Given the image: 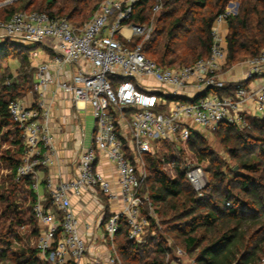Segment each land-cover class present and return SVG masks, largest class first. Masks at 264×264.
<instances>
[{
  "label": "built area",
  "instance_id": "1",
  "mask_svg": "<svg viewBox=\"0 0 264 264\" xmlns=\"http://www.w3.org/2000/svg\"><path fill=\"white\" fill-rule=\"evenodd\" d=\"M138 1L104 0L81 27L40 10H21L0 19V44L10 39L27 46L26 41L52 51L36 66L34 101L27 104L19 97L8 105L24 145L17 178L34 175L31 186L37 190L38 167L52 163L56 155L46 101L51 85L68 95L78 110L89 104L93 111L92 142L74 161L75 177L58 185L48 182V202L38 198L34 206L39 253L49 264H80L87 252L72 196L89 191L98 200L121 199V209L103 223L105 239L114 242L123 220L128 238L139 242L149 226L144 205L148 204L150 215L155 212L149 194L141 192L149 175L147 155L155 144L186 141L197 130L243 128L250 118L264 119V48L249 59L244 79L221 72L228 56L221 31L228 11L213 22L208 57L191 65L162 67L146 55L143 43L134 42L136 37L149 39L154 29V19L142 25L130 21ZM163 1L156 0L152 18L162 10ZM103 156L115 167L117 190L100 170ZM186 179L203 194L207 176L201 166L188 164ZM112 249L107 263H121L115 242ZM183 253L178 250V255Z\"/></svg>",
  "mask_w": 264,
  "mask_h": 264
},
{
  "label": "trees",
  "instance_id": "2",
  "mask_svg": "<svg viewBox=\"0 0 264 264\" xmlns=\"http://www.w3.org/2000/svg\"><path fill=\"white\" fill-rule=\"evenodd\" d=\"M69 1L73 3L74 0ZM102 1L104 0H98L94 6L93 14ZM179 1L181 0L163 1L162 10L154 17L153 32L150 38L143 42L146 55L154 59L147 52L151 53L157 59L154 60L162 67H172V64L177 60L184 62L190 54L195 56V61L208 57L211 51L213 22L219 14L225 12L223 3L215 13L211 12L209 16L203 17L195 28L190 20L191 15L194 14L192 8L183 14H177V8L171 7L173 2ZM259 1L263 5V9L247 8L242 15L228 16L227 61L229 63L238 61L240 53L254 57L264 48V0ZM188 2L196 9L205 8L209 4V0H188ZM155 3L156 0H139L134 6V13L130 21L141 25L147 21L150 22ZM54 4L55 0H48L47 9L40 11H45L54 17H66L72 22L73 14L79 10L75 6L68 16H62L59 15V12L52 10ZM8 9L10 10H7L4 16H0V19H8L21 10H39L34 8ZM72 23L78 27L84 25V22ZM134 39L136 40L138 37ZM135 40L134 42H136ZM16 45L22 46L10 39L3 41L0 44V56H4L2 58L5 59L9 57L12 54L11 49ZM0 73V128L14 126L16 133L21 137L18 142L20 150H22V158L14 165L15 171H17L23 161V137L20 128L10 117L8 105L13 99L26 95L33 89V85L25 91L24 84H19L16 80L5 84L2 72L0 71ZM9 78H12L11 74ZM20 87L21 90L24 89V94L18 91ZM221 92L226 93L227 91L222 90ZM220 129L225 141L234 145L230 148L234 156H238V149L250 153L248 156L239 158V167L244 172H240V170L224 171L218 157L206 146L204 138L200 136V133L194 132L184 143L195 164L211 174L205 192L201 196L198 195L186 179L188 164L181 167L175 161L176 159L171 160L168 157L167 161L174 163L172 169L175 174L172 176L162 168L161 161L150 154L147 155L149 175L141 192L149 194L155 215L160 213L157 205L173 201L172 206L176 212L172 216L174 224L171 229L178 235L184 236V246L188 253L196 251L195 264H263L264 136L254 133H256L255 131H259V133L264 131V119L250 118L248 125L244 128L236 125H222ZM33 176L30 174L17 179L32 185ZM148 181L154 182L150 188L146 187ZM31 191L35 203L38 197L36 191L32 189ZM143 210V214L149 219V226L145 233L149 228L159 230L156 218L149 214L148 204L144 205ZM110 215L111 213L107 212L104 221ZM35 217L37 219L36 214ZM121 225L117 237L121 235L126 239L125 243L121 245L120 252L127 264H173L172 262L176 260L172 247L167 245L162 234L151 238L150 242L144 244L130 240L127 235L128 228L123 224V220ZM199 230H203V232L198 234ZM153 241H156V244L153 245V255L144 254ZM37 252L39 249L32 251L30 263L49 264L45 260L38 261ZM0 255L2 260L8 258V252ZM167 255L170 258H167ZM27 262L26 259L23 263L27 264Z\"/></svg>",
  "mask_w": 264,
  "mask_h": 264
},
{
  "label": "rangeland",
  "instance_id": "3",
  "mask_svg": "<svg viewBox=\"0 0 264 264\" xmlns=\"http://www.w3.org/2000/svg\"><path fill=\"white\" fill-rule=\"evenodd\" d=\"M72 2L73 3H70L69 0H55L52 10L59 12V15L68 16L73 8L77 6L79 10L73 14L72 22L86 23L91 18V15L94 12V6L97 4L98 0H74ZM223 3L225 4V11L229 12V16L236 14L242 15L247 8L252 9L256 7L258 9H263V5L259 0H209L208 6L199 9L194 8L188 0H181L179 2H173L171 7L177 8V14H183L192 8L194 14L191 15L190 20L191 24L196 28L203 17L209 16L211 12L215 13ZM47 5L48 0H0V16H4L6 11L10 10L8 8H34L46 10ZM226 24L229 29L228 20ZM138 39L139 41H137ZM138 39L134 40L140 43L146 41L144 40L145 38L140 37ZM24 44L28 47L16 45L11 49L12 54L6 59L2 58L4 56H0V71L3 75V83L9 84L16 80L17 83L24 84V89L27 91L30 86L33 85L34 87L36 65L47 58V55L52 56V51L47 48V46L38 44L32 45L30 42L26 41ZM147 53L150 57L156 59L151 53ZM250 58L251 57L248 55L240 53L238 61L229 63V61L226 60L221 72L225 76H228V74H231L230 71H232L233 68H240V66H245V71L247 72L248 61ZM195 59V56L190 54L186 57L184 62L177 60V62L172 64V67L191 65L195 62ZM12 69H14V71ZM10 74L12 76L11 79L9 78ZM24 89L21 90L20 87L18 91L24 94ZM91 113H93V111L90 106L88 110H83L80 114L85 125L87 139H90L94 126V117ZM197 131L200 133V136L204 138L206 146H208L218 157L224 171L240 170V172H244L239 167V158L240 156H248L250 154L249 152L238 149V156H234L230 151V148L234 145L229 141H225L220 127L210 131ZM255 132L256 133L254 134L256 135L264 136V131L261 133H259V131ZM20 138L21 137L16 133L14 126L0 128V254L8 252L7 259L2 260L0 255V264H22L26 259L28 260L27 264H31L29 259L32 251L38 249L39 221L35 217L34 206L36 202H33L31 191V189H34L29 182L18 180L17 171L14 169L15 163L21 161L22 158V150H20V143L18 142ZM150 155L154 158H158L161 161L162 168L172 176L175 174L172 169L174 163L168 162V157H170L171 160L176 159L175 161L181 167L186 166L187 164H195L184 141L155 144ZM206 176L207 182L205 184V189L211 179V174L206 172ZM153 183L154 182L148 181L146 187L150 188V185ZM205 189L202 193L205 192ZM195 192L201 196L200 192H197L196 190ZM172 202L173 201L157 205L159 206L160 213H157V215L154 213V217L156 218L159 230L156 231L149 228L139 242L144 244L148 243L151 241V238H156L158 235L162 234L167 245L172 247V252L176 256V260L172 263L191 264L194 262L196 251L188 253L184 246V236L178 235L171 229L174 224L172 216L176 212L175 208L172 206ZM202 232L203 230H199L198 234H201ZM104 240L105 241L103 242L107 243L110 247V254H114L112 244L115 242L119 257L121 258V263L118 264H127L122 252H120L121 245L125 243L126 239L120 235L119 237L116 236V238H114V242L110 239L108 240V238ZM155 242L156 241H153L149 244V247L144 254L153 255L152 250L153 245L156 244ZM179 249L184 251L182 255H178ZM36 258L40 262L44 261L39 252H37ZM167 258H170V256L167 255Z\"/></svg>",
  "mask_w": 264,
  "mask_h": 264
},
{
  "label": "crops",
  "instance_id": "4",
  "mask_svg": "<svg viewBox=\"0 0 264 264\" xmlns=\"http://www.w3.org/2000/svg\"><path fill=\"white\" fill-rule=\"evenodd\" d=\"M221 31L223 38H227L229 32L227 24L223 25ZM46 57L43 61L48 60L51 55ZM12 70L14 71V69ZM230 73L228 77L244 79L246 76L245 66L235 67ZM189 89L188 91H191ZM22 98L25 103L31 104L36 98V94L31 90ZM46 101L51 109L50 125L55 138L56 155L53 157L52 163L39 166L37 171L39 186L35 191L37 197L43 202H47L49 198L48 182L58 185L75 177L77 168L74 161H76L78 154L91 145L92 134L95 129L93 126L91 137L87 139L85 125L80 117L83 110H78L69 96L59 90L57 91L54 85L49 87ZM79 106L81 107L83 104H79ZM84 107V110H88L90 105L84 104ZM91 114L93 115V113ZM44 152H46L45 149ZM102 161L100 170L113 182V187L117 190L119 186L115 167L106 156L102 157ZM71 200L72 208H74L73 210L80 221L79 231L87 241L88 246L80 264H108L110 247L103 242L105 241V225L103 223L107 212L111 213L121 209V199L108 200L102 196L98 200L94 198L91 192L86 191L81 197L72 196Z\"/></svg>",
  "mask_w": 264,
  "mask_h": 264
},
{
  "label": "water",
  "instance_id": "5",
  "mask_svg": "<svg viewBox=\"0 0 264 264\" xmlns=\"http://www.w3.org/2000/svg\"><path fill=\"white\" fill-rule=\"evenodd\" d=\"M209 89H207V91H208Z\"/></svg>",
  "mask_w": 264,
  "mask_h": 264
}]
</instances>
